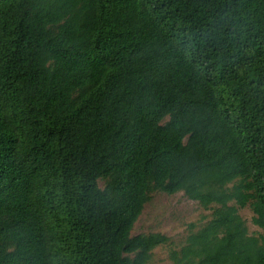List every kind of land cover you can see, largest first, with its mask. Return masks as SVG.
Listing matches in <instances>:
<instances>
[{
  "label": "trees",
  "instance_id": "1",
  "mask_svg": "<svg viewBox=\"0 0 264 264\" xmlns=\"http://www.w3.org/2000/svg\"><path fill=\"white\" fill-rule=\"evenodd\" d=\"M156 193L212 215L133 236ZM159 249L264 264V0H0V264Z\"/></svg>",
  "mask_w": 264,
  "mask_h": 264
},
{
  "label": "rangeland",
  "instance_id": "2",
  "mask_svg": "<svg viewBox=\"0 0 264 264\" xmlns=\"http://www.w3.org/2000/svg\"><path fill=\"white\" fill-rule=\"evenodd\" d=\"M250 234L259 235L262 231L254 224V214L247 208L241 211ZM211 211H206L199 203L188 199L184 193L169 196L156 193L152 201L145 207L143 215L136 224L133 236L161 233L175 242L183 241L192 225L199 226L209 219ZM152 264H173L165 250L155 252Z\"/></svg>",
  "mask_w": 264,
  "mask_h": 264
}]
</instances>
